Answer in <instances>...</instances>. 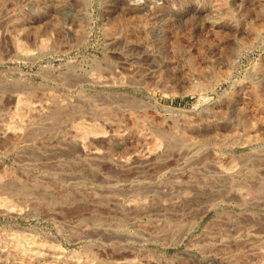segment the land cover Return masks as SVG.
<instances>
[{
	"label": "rangeland",
	"instance_id": "rangeland-1",
	"mask_svg": "<svg viewBox=\"0 0 264 264\" xmlns=\"http://www.w3.org/2000/svg\"><path fill=\"white\" fill-rule=\"evenodd\" d=\"M0 264H264V0H0Z\"/></svg>",
	"mask_w": 264,
	"mask_h": 264
}]
</instances>
